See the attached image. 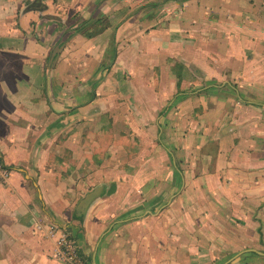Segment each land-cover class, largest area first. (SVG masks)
<instances>
[{"label": "crops", "instance_id": "0c3cea01", "mask_svg": "<svg viewBox=\"0 0 264 264\" xmlns=\"http://www.w3.org/2000/svg\"><path fill=\"white\" fill-rule=\"evenodd\" d=\"M0 157V264H264V0H0Z\"/></svg>", "mask_w": 264, "mask_h": 264}, {"label": "built area", "instance_id": "2783aa9c", "mask_svg": "<svg viewBox=\"0 0 264 264\" xmlns=\"http://www.w3.org/2000/svg\"><path fill=\"white\" fill-rule=\"evenodd\" d=\"M10 176L11 171L6 167L0 157V182H8ZM57 244L58 248L54 256L57 260H60L64 264H92L88 258L82 255L74 237L63 233Z\"/></svg>", "mask_w": 264, "mask_h": 264}, {"label": "water", "instance_id": "95a60500", "mask_svg": "<svg viewBox=\"0 0 264 264\" xmlns=\"http://www.w3.org/2000/svg\"><path fill=\"white\" fill-rule=\"evenodd\" d=\"M104 192L103 187H98L91 193L87 194L85 198L80 202L77 208V216L83 217L86 215L87 210L92 205V203L97 200Z\"/></svg>", "mask_w": 264, "mask_h": 264}]
</instances>
